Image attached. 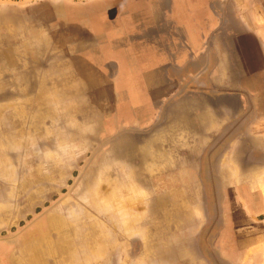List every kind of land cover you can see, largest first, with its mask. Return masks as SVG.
<instances>
[{
    "label": "crops",
    "instance_id": "crops-1",
    "mask_svg": "<svg viewBox=\"0 0 264 264\" xmlns=\"http://www.w3.org/2000/svg\"><path fill=\"white\" fill-rule=\"evenodd\" d=\"M43 7L0 11V142L20 144L3 133L14 100L61 140L128 126L134 147L78 186L94 236L58 230L70 207H56L46 232L0 241V264H91L89 250L96 264H264V0ZM11 204L2 193L0 231Z\"/></svg>",
    "mask_w": 264,
    "mask_h": 264
},
{
    "label": "rangeland",
    "instance_id": "rangeland-1",
    "mask_svg": "<svg viewBox=\"0 0 264 264\" xmlns=\"http://www.w3.org/2000/svg\"><path fill=\"white\" fill-rule=\"evenodd\" d=\"M48 1L54 3L58 0H0V11L9 9L30 11L31 8L38 7L39 15L42 16L43 5ZM7 106L4 113L8 123L7 126H3V133L7 130L9 133L12 132V138L19 137L18 142L21 148H19L20 144L17 147V142L14 140L11 141L14 148L10 146V142H0L2 147V150L0 148V154H2L0 198L5 192L9 201H13V204L6 209L9 217L5 228L0 231V241H11L19 233L29 229L46 232L49 228L47 215L56 207L57 211L66 205L70 207V211L57 212L56 217L61 219L58 230H70L74 235L82 234V236H85V231L89 230L88 233H93L94 236L96 209L90 204L89 199L82 198L78 201L80 192L78 186L84 184L88 188L94 187L95 170L100 172L110 160L108 156L111 158L115 156L112 155V152L116 150L114 147L123 148L120 149L121 152L134 147L131 136L132 127L120 126L117 134L115 133L109 139L108 136L114 134L112 128L103 127V133L99 128L98 134L95 127L84 126L80 129L73 127L71 139L64 141L59 136L62 126H50L47 122L45 125L33 126L31 122L24 121L26 114L37 113V110L25 111L24 104L20 109L14 100ZM12 123L17 125L13 126ZM1 130L0 126V132ZM17 130L18 133H16ZM95 137L97 139H91ZM103 138L104 141H102ZM102 145L104 147L97 154ZM111 145L112 148L106 152ZM118 155L119 153L114 158L117 159ZM91 189L88 193L94 194V190ZM93 236L90 235V238L86 239L92 250L96 245ZM87 253L90 260L88 262L91 264H96L102 259V256H97L90 250Z\"/></svg>",
    "mask_w": 264,
    "mask_h": 264
}]
</instances>
